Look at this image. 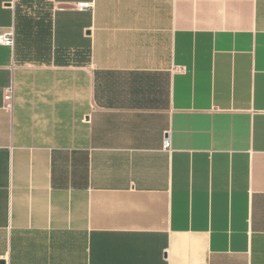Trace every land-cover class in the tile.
<instances>
[{
	"label": "crops",
	"instance_id": "crops-1",
	"mask_svg": "<svg viewBox=\"0 0 264 264\" xmlns=\"http://www.w3.org/2000/svg\"><path fill=\"white\" fill-rule=\"evenodd\" d=\"M10 28L0 264H264V0H0Z\"/></svg>",
	"mask_w": 264,
	"mask_h": 264
},
{
	"label": "built area",
	"instance_id": "built-area-1",
	"mask_svg": "<svg viewBox=\"0 0 264 264\" xmlns=\"http://www.w3.org/2000/svg\"><path fill=\"white\" fill-rule=\"evenodd\" d=\"M80 8L82 10H89L92 8V5L91 4H81ZM15 42H16V32L14 28H10L6 32L0 35V45L13 48L15 46ZM6 98L8 101H10L9 107L12 108L13 106V90L12 89H9L7 91ZM164 148L168 150H172L171 139L169 135L164 140Z\"/></svg>",
	"mask_w": 264,
	"mask_h": 264
},
{
	"label": "trees",
	"instance_id": "trees-1",
	"mask_svg": "<svg viewBox=\"0 0 264 264\" xmlns=\"http://www.w3.org/2000/svg\"><path fill=\"white\" fill-rule=\"evenodd\" d=\"M89 60H90V52H89Z\"/></svg>",
	"mask_w": 264,
	"mask_h": 264
}]
</instances>
